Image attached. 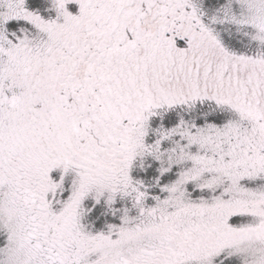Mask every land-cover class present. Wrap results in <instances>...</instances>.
I'll list each match as a JSON object with an SVG mask.
<instances>
[{
	"label": "snow or ice",
	"instance_id": "obj_1",
	"mask_svg": "<svg viewBox=\"0 0 264 264\" xmlns=\"http://www.w3.org/2000/svg\"><path fill=\"white\" fill-rule=\"evenodd\" d=\"M0 264H264V0H0Z\"/></svg>",
	"mask_w": 264,
	"mask_h": 264
}]
</instances>
